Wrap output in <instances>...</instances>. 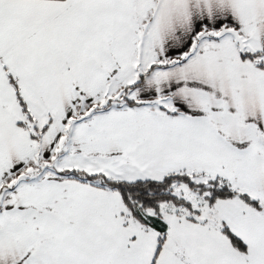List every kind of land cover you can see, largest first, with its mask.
Returning a JSON list of instances; mask_svg holds the SVG:
<instances>
[{"label": "snow or ice", "instance_id": "snow-or-ice-1", "mask_svg": "<svg viewBox=\"0 0 264 264\" xmlns=\"http://www.w3.org/2000/svg\"><path fill=\"white\" fill-rule=\"evenodd\" d=\"M0 264H264V0H0Z\"/></svg>", "mask_w": 264, "mask_h": 264}]
</instances>
